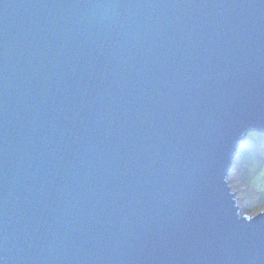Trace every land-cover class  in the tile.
Segmentation results:
<instances>
[{"label": "water", "instance_id": "water-1", "mask_svg": "<svg viewBox=\"0 0 264 264\" xmlns=\"http://www.w3.org/2000/svg\"><path fill=\"white\" fill-rule=\"evenodd\" d=\"M251 129L264 0H0V264H264Z\"/></svg>", "mask_w": 264, "mask_h": 264}, {"label": "rangeland", "instance_id": "rangeland-1", "mask_svg": "<svg viewBox=\"0 0 264 264\" xmlns=\"http://www.w3.org/2000/svg\"><path fill=\"white\" fill-rule=\"evenodd\" d=\"M227 180L241 213L264 209V130H248L237 147Z\"/></svg>", "mask_w": 264, "mask_h": 264}]
</instances>
